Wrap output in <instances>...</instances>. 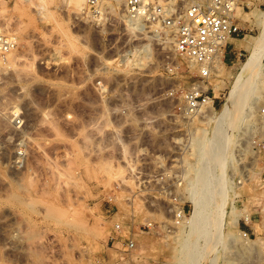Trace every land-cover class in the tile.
<instances>
[{
	"label": "rangeland",
	"instance_id": "1",
	"mask_svg": "<svg viewBox=\"0 0 264 264\" xmlns=\"http://www.w3.org/2000/svg\"><path fill=\"white\" fill-rule=\"evenodd\" d=\"M23 2L0 0V24L18 39L0 71V264H180L184 239H198L175 222L202 187L192 136L212 126L173 116L196 75L172 33L138 25L120 2L92 12L88 0H51L43 13ZM244 4L241 34L211 80L216 109L264 27V0ZM261 80L234 107L243 112L222 193L205 209L200 264H264V67Z\"/></svg>",
	"mask_w": 264,
	"mask_h": 264
},
{
	"label": "built area",
	"instance_id": "2",
	"mask_svg": "<svg viewBox=\"0 0 264 264\" xmlns=\"http://www.w3.org/2000/svg\"><path fill=\"white\" fill-rule=\"evenodd\" d=\"M105 1L120 2L128 18L143 20L145 27L149 24L157 33L161 30L172 33L176 54L196 75L184 93L183 102L173 109V116L187 121L207 118L210 108L216 109L217 97L211 96V80L217 64L225 63L230 40L241 34L237 10L245 7V0H88V4L92 12H99ZM17 48V36L0 26V61ZM184 218L185 208L178 209L175 222L179 224ZM150 226L149 223L143 228ZM114 229L122 231L123 222H115ZM134 247L135 241L128 239L127 248Z\"/></svg>",
	"mask_w": 264,
	"mask_h": 264
},
{
	"label": "bare ground",
	"instance_id": "3",
	"mask_svg": "<svg viewBox=\"0 0 264 264\" xmlns=\"http://www.w3.org/2000/svg\"><path fill=\"white\" fill-rule=\"evenodd\" d=\"M24 1L30 3L31 5L33 4L35 7H37V11L39 13H43L44 10L47 9L46 4L51 0L50 1L24 0ZM76 1L77 4L83 9L85 0H76ZM2 2L3 1H1V3ZM8 24L6 26H8ZM138 25L145 26L143 23ZM0 26L3 27L1 24ZM131 27L132 26H130V28ZM167 43H170V41ZM143 56L147 58L148 53L147 52L144 53ZM143 56L141 58H143ZM7 60L0 61V71L3 70V68L6 67L8 68V66H10L9 64L11 63V60L8 61ZM127 60H129V58ZM136 64L139 66L141 65V62H137ZM222 66H223V62H219L217 64V70H220ZM263 67H264V27L261 30L260 36L253 43V46L251 47V53L247 61L244 63L242 72L240 73L239 77L236 80V83L232 87L229 97L220 106L219 109L215 110L213 108L212 109L210 108L209 110L210 113H208L205 124L212 126V130L210 132L211 134L207 135L208 130L206 127L201 129V135L194 134L192 136L193 141H192L191 154L196 155V158L198 159L199 166L197 168L200 170V175H201L198 181H194L195 182L194 184L201 185L202 187L200 189H197L196 187L192 189V199L194 201L195 208L191 216L189 218H184L183 220L188 222L190 227V232L192 234L195 233L198 234L197 237L198 239L201 237L204 238L205 235L210 231L209 227L211 226V220L209 218V214H207L206 212L207 210L205 211V209H207L206 207L209 206V204L216 198V196L220 192L219 187L222 181H224L223 176L225 175L224 172L228 162V151H227L228 143L233 134L232 132H235L237 126L239 125L238 123L241 120L243 108L235 109L234 107L243 106L246 104L248 105L247 103L248 97L250 96V94H252V91L255 89V86L259 83V81L262 82L261 79L263 77ZM249 107L251 109L250 105L248 106V108ZM228 122L229 124L232 125V128L229 131L226 130V127L228 126L227 124ZM216 169L217 170L219 169L221 171V173L218 176H215L214 174V170ZM213 203L216 202L213 201ZM167 232L175 233V230H168ZM177 235L178 234H174L173 235L174 238H177L176 237ZM219 235L217 234L216 236H213V238L218 240ZM210 238H211L210 236L206 237V241L208 242L211 241L212 238L211 239ZM198 239H195L192 242H190L189 238H185L183 242L181 241L182 245H180V250L182 256L180 258V261H178L180 264H200L199 259L201 258V256H203L204 250L201 251L198 250ZM220 245H221L220 242L217 241L216 243L213 242L211 247L219 248ZM202 249H204V247H202ZM216 258L217 257L213 258L209 262V264H216Z\"/></svg>",
	"mask_w": 264,
	"mask_h": 264
},
{
	"label": "crops",
	"instance_id": "4",
	"mask_svg": "<svg viewBox=\"0 0 264 264\" xmlns=\"http://www.w3.org/2000/svg\"><path fill=\"white\" fill-rule=\"evenodd\" d=\"M230 43H232V40H231V42Z\"/></svg>",
	"mask_w": 264,
	"mask_h": 264
}]
</instances>
